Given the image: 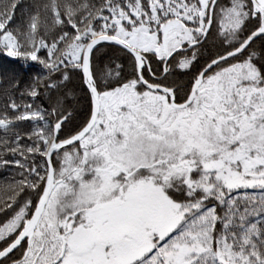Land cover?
<instances>
[{
	"label": "snow or ice",
	"instance_id": "obj_1",
	"mask_svg": "<svg viewBox=\"0 0 264 264\" xmlns=\"http://www.w3.org/2000/svg\"><path fill=\"white\" fill-rule=\"evenodd\" d=\"M0 264H264V0H0Z\"/></svg>",
	"mask_w": 264,
	"mask_h": 264
},
{
	"label": "trees",
	"instance_id": "obj_2",
	"mask_svg": "<svg viewBox=\"0 0 264 264\" xmlns=\"http://www.w3.org/2000/svg\"><path fill=\"white\" fill-rule=\"evenodd\" d=\"M14 174L15 173H14L13 170H7L6 171V170H3V169H0V185H3L5 180L11 179Z\"/></svg>",
	"mask_w": 264,
	"mask_h": 264
}]
</instances>
